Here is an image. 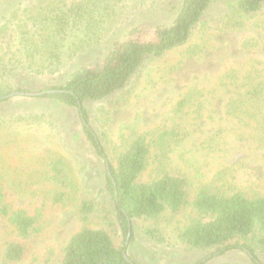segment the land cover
Wrapping results in <instances>:
<instances>
[{
  "label": "rangeland",
  "instance_id": "obj_1",
  "mask_svg": "<svg viewBox=\"0 0 264 264\" xmlns=\"http://www.w3.org/2000/svg\"><path fill=\"white\" fill-rule=\"evenodd\" d=\"M48 0H0L2 16L10 10L35 13ZM181 0H122L109 23L97 24L93 44L65 58L58 70L41 73L23 61L4 77L15 88L37 92L63 84L72 72L97 65L132 28L168 25ZM224 0H215L194 28L187 44L158 59H145L125 87L97 102H88L91 128L112 164L128 142L148 132L174 131L165 157L152 151L145 183L161 172L187 177L191 196L203 186L234 188L246 196L264 195V10L233 26ZM95 31V32H96ZM18 36L10 31L0 42V66L18 55ZM11 67V66H8ZM260 85L256 100L245 102L244 86ZM191 94L183 112L177 102ZM245 102L241 109L235 105ZM233 107L227 112L229 103ZM62 158L72 187L58 205L44 201L53 190L46 180L45 163ZM104 163L84 137L76 111L44 99L16 96L0 105V189L13 210H24L37 221L25 258L15 264H60L61 251L81 227L74 209L84 198L111 207L104 192ZM190 217V209L163 216L155 225L163 233L161 244L141 234L147 223L133 222L134 241L128 254L139 264H193L204 254L180 249L175 231ZM88 227L104 229L113 242L121 236L92 219ZM21 241L0 217V251L5 242ZM264 264V253H257ZM206 264H251L241 252H231Z\"/></svg>",
  "mask_w": 264,
  "mask_h": 264
},
{
  "label": "trees",
  "instance_id": "obj_2",
  "mask_svg": "<svg viewBox=\"0 0 264 264\" xmlns=\"http://www.w3.org/2000/svg\"><path fill=\"white\" fill-rule=\"evenodd\" d=\"M121 1L48 0L33 14L15 8L1 18L0 42L7 40L10 31L15 30L18 55L0 66V105L20 96L74 109L84 137L104 163V192L111 199V207L84 198L75 203L82 227L63 247L60 264H139L128 254L134 241L133 222L147 223L141 229L142 236L148 242L161 244L164 236L155 223L163 216H176L186 209H190V217L175 231V242L182 250L204 254L193 264H206L231 252L244 253L251 264H263L257 253H264V195L246 196L234 188L203 186L191 196L189 180L175 172H161L140 183L139 177L147 169L152 151L165 157L171 139L176 137L175 132L134 136L112 164L91 128L86 108L88 102L106 99L122 90L145 59H158L185 46L215 0H181L168 25L132 28L120 41L114 42L97 65L75 70L63 84L32 92L12 87L4 79L18 69L14 64L24 65L23 61L31 64L30 67L36 66L38 73L58 70L65 58L72 59L93 44L97 39L93 38L97 24L109 23ZM224 1L233 26L264 10V0ZM260 88V85H245V102L256 100ZM191 97L186 94L177 102V113L190 105ZM245 102L235 107L239 110ZM231 107L232 102L228 113ZM45 170L46 180L53 190L44 195V201L53 205L63 203L66 189L72 187L66 162L60 157L49 158ZM0 217L7 220L21 240L4 243L0 264L18 263L28 252L23 241L31 236L37 216L13 210L0 189ZM92 219L119 234L121 245L117 246L104 229L88 227Z\"/></svg>",
  "mask_w": 264,
  "mask_h": 264
}]
</instances>
